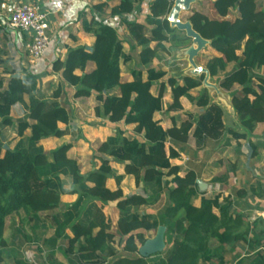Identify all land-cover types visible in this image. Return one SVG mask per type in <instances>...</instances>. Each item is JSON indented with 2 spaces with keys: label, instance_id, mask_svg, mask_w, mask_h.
I'll return each instance as SVG.
<instances>
[{
  "label": "trees",
  "instance_id": "obj_1",
  "mask_svg": "<svg viewBox=\"0 0 264 264\" xmlns=\"http://www.w3.org/2000/svg\"><path fill=\"white\" fill-rule=\"evenodd\" d=\"M143 1L121 0L110 10L109 16L122 19L133 12L135 3ZM172 6L171 0H151L143 25L122 20L135 46L140 48L138 68L131 72L130 82L121 80L120 66L131 62L132 55L124 54V43L113 26L95 21L93 17L88 22L83 21L84 31L94 38L92 51L87 52L84 47L68 49L63 62L56 59L52 63L51 71L61 76L62 85L53 91L50 99L43 96L42 76L28 70H5L9 77L5 88L0 80V138L2 129L15 127L18 140L12 148L0 141V256L6 247L3 239L6 221L13 223L20 218L32 224L30 230L35 236L23 235L21 226L16 229L17 234L28 243L38 242L51 249L58 241L65 242V247L57 249L70 264H150V258L139 257L135 241L142 245L146 240L144 233L156 232L159 226L166 228V249L160 259L151 264H227L223 246L243 242L249 235V253L236 264H264V220L257 218L253 230L245 226L243 216L234 211L238 205L230 197L224 198L222 203L219 196L202 197L195 207L192 199L198 193L196 175L187 172L179 177L178 168L170 164L185 147L199 150L206 140L218 141L224 134L222 109L211 103L208 91L202 87L204 73L195 78L184 76L179 84L174 78L164 80L163 70L151 68L157 54L168 51L167 44L187 46L191 41L170 27L167 17ZM212 8L222 20L192 12L188 22L195 33L209 42L207 49L213 56L204 65L209 77L223 73L218 82L223 91H231L234 86L241 88L242 95L230 96L240 132L228 130V133L234 140L248 143L252 160L258 148L250 141L251 135L256 125L264 123V77L259 75L264 68V9L257 6L256 0H215ZM231 10L235 11V17L229 21L225 18ZM88 63L95 66L91 72H85ZM229 65L232 68L228 71ZM64 88H73V99L94 96L98 104L94 108L96 117L110 124L132 127L133 134L141 137V140L127 138L117 129L102 142L98 153L107 159L101 160L91 175L90 185L82 180L78 164L65 159L66 148L53 153V160L47 161L42 146L68 133L59 127L69 123V114L60 102ZM167 88L171 103L165 107L163 99ZM197 89L199 96L193 99L189 93ZM258 91L263 96H259ZM183 98L202 113L196 118L188 116L178 126L173 121L172 127L164 130L156 115L180 111ZM251 98L260 100L254 103ZM25 99L29 101L27 105ZM16 105H24L25 113L13 120L11 112ZM108 159L122 166L123 175H113ZM124 176L132 177L142 194L123 197L120 183ZM109 178L117 186L114 191L107 188ZM64 179L70 180V188H66ZM249 191L251 199H264V190L259 184L251 186ZM232 195L237 200L247 196L241 188L234 189ZM62 196H77V199L63 211L53 213ZM162 196L165 206L157 216L136 211L156 205ZM113 202L118 211L117 230L126 239L122 247L124 255L114 257L103 255L107 247L105 244L97 247L91 233L95 226L106 232L107 241L112 240L111 223L106 220L102 207ZM253 209L264 212L259 206ZM47 221L53 234L45 239ZM259 225L263 228L257 230ZM36 251L42 253L37 246ZM49 257L50 264H55L53 252ZM107 257H110L108 261ZM15 263L27 264L23 260Z\"/></svg>",
  "mask_w": 264,
  "mask_h": 264
},
{
  "label": "crops",
  "instance_id": "obj_2",
  "mask_svg": "<svg viewBox=\"0 0 264 264\" xmlns=\"http://www.w3.org/2000/svg\"><path fill=\"white\" fill-rule=\"evenodd\" d=\"M120 1L121 0H0V80H2L5 77H7V78L9 77L7 74L4 73L5 70H8V71H10V70L11 71L28 70L32 74L40 75L43 77V79H42L43 87H44V84L53 85V83H54L55 84V88H53V91H54L58 86L62 85L61 76L59 74L52 73V71H51L52 63L54 62V60L59 59L61 62H63L65 60V56H66L68 49H75L77 47H84L85 50L87 48L92 49V46L94 43V38L92 37L91 34H88L84 31V26H83V21L88 22L89 20L92 19V17L94 18L95 21L102 22L103 24L113 26L116 29V31L118 32L119 39L122 40L124 44L127 43V44L132 46V43L130 44L132 39L128 35L127 30L122 23V20H125L128 22H136L138 24L143 25L145 23V15L148 12V7L150 5L151 0H145L142 3H135V7H134L133 12L129 15L123 16L122 19L119 17H110L109 16L110 10L113 7L117 6L120 3ZM256 2H257V6H258L259 1L256 0ZM19 3H21V4L31 3V4L38 5L41 8V10L43 12H45L47 15V22H48L47 36L49 38V47H48L46 54L40 60H38L36 62H30L28 60L26 54H25V46L29 42L28 34L24 33V32H20V31L9 30V29H7V26L5 23V18L8 17V15L12 11L13 7ZM212 3H213V1H212ZM2 5L5 7V9H1ZM195 5H196V3L192 4L190 11L186 12V14H190L189 17L192 15V12H199V13L203 14L204 16H206L208 19L222 20L221 18H219V16L213 10L212 5H211V9H209V10H207L208 8L205 10L196 9ZM96 6H101V7L96 10V8H95ZM262 9H264V8H262ZM182 15H183V13L180 14V16H179L180 21L181 22H187L188 20L182 21V18H181ZM234 17H235V11L231 10L225 19L232 21L234 19ZM134 45H135V43H134ZM167 45H166V48H167ZM154 46H155L154 43L150 44L151 48H153ZM137 49H138V47H137ZM139 51H138V53H139ZM123 52L126 55L130 54V53L125 52L124 48H123ZM159 53H162V52H159ZM159 53L157 54L156 57L159 56ZM203 54H204L205 63H206V61H208L213 56V54L210 53L208 51V49L206 50V53H203ZM203 54L201 56H203ZM155 59H157V58H155ZM205 63H204V65H205ZM229 67L232 68V66L231 65L228 66V71L231 69ZM94 68H95V66L93 63H88L87 67L85 69V72H91L92 70H94ZM120 68H121V66H120ZM151 68H154V67L152 66ZM160 70H162V69H160ZM132 71L133 70H131L129 72V78L125 79L123 81L130 82L132 80V77H131ZM263 72H264V68H262L259 71V75H261L262 77H264L262 74ZM222 75H223V73H220L217 77H214V78L218 79L220 81L222 78ZM219 76H221V77L218 78ZM214 78L209 77L208 79H214ZM181 83H182V81H181ZM181 83H179V84H181ZM3 87L5 88L6 84L3 83ZM202 87L205 88L203 86V84H202ZM43 89H42V92H43ZM221 91H223V90H221ZM235 91H236V88L234 86L233 89L229 92H235ZM69 92H70L69 97L72 98L73 88H64V94L60 98V102L64 105L68 114H69V108H70L69 107V100H68ZM193 93H197V97L199 96V90L198 89L190 91V93H189L193 99H196L197 97H195L193 95ZM208 93H209V91H208ZM166 94H167V90H166ZM166 94H165V96H166ZM169 94H170V98H171L170 89H169ZM66 98H67V101H66ZM183 99L185 101L187 100L189 105H191L190 107L195 109V110H191L193 112H191V111L186 112V111L181 109L180 111H177V112H162L160 114H157L156 120H158L160 122V125L162 126V128L164 130L170 129L172 127L173 121L178 126L181 122H184L185 120H187L188 116H192L193 118H196L200 113H202V110L199 109L198 107H196L188 99H186V98H183ZM73 100H79L80 102H83L86 105H92L93 108H95L98 105L94 99V96H91L89 98H84V99H73ZM24 101H25V104L27 105V99H25ZM163 102H164V100H163ZM170 103H168V105H167L164 102V106L167 107L170 105ZM211 103L217 105L218 107H220L222 109V113H223L222 119H223V124H224L223 136L218 141L206 140L204 145L199 150H196L195 148L194 149H188L185 147L184 149L179 151L178 159L170 161L171 166H175L178 168V176L179 177H183L187 172H193L196 175L198 193L192 199V204L195 207L199 206L200 199L202 197H204L206 199H213L215 196H219V203H222V200L224 198L230 197L231 200L233 202H235V204L238 205V206L235 205L236 206L234 208L235 213L240 214L241 216H243V212H246L243 210H249L248 206L245 208L244 207L242 208L243 204H241L242 203L241 201H243V202L247 201L248 204L253 203V206H259L261 208H264V199L263 200H259V199L253 200L249 197L250 196L249 190H250L251 186L258 187V184H259V186H262V188L264 190V136L261 135L262 133L264 134V123L256 125L255 130L252 133L251 139H250L252 144L256 145L258 148L257 149V156L254 159H252V160L250 159L249 161H247L246 165L244 167H241L240 165H238V162L240 160H242L243 158H246V159L248 158V156H247L248 155V147L247 146H249V145L244 140L236 141L230 136V134L228 133V130H234V129L233 128H227L225 126V115H226V113H225L223 107L220 106L217 102L211 101ZM16 106L12 108L11 117H12V113H13L14 109L16 108ZM18 106H21L23 112L25 113V106L24 105H18ZM229 107H230L229 109H231L230 105H229ZM231 111H232V109H231ZM24 113H23V115H24ZM171 113H173V114H171ZM195 113H196V115H195ZM70 121H71V118L69 116L68 125L67 126L59 125V127L61 128V126H62L61 129H66L68 132ZM104 121L110 125V123H108L107 120L104 119ZM118 124H120V123H118ZM118 124H115V125H118ZM124 129L130 130L132 132V127L124 126ZM120 130L123 131V129H121V128H120ZM68 133H67V135H68ZM2 134H3V131H2ZM112 136H109V137H112ZM124 136L127 137L125 135V133H124ZM1 137H2V135H1ZM13 138H16L15 132H14ZM127 138H131V137H127ZM17 140L18 139H16L15 143L17 142ZM5 145H7V144H5ZM221 146L224 148V151L222 154L217 153L219 147H220V149H222ZM210 162L216 163L217 167H214L213 169L210 170L209 169L210 168ZM226 165L228 166V170L226 168ZM121 170H122V174H117L115 176L123 175L122 166H121ZM125 178L126 179L131 178L132 181L134 182L133 178L130 176H124L123 180ZM221 179H223V181ZM170 180H171V178H167V181H170ZM217 180L220 182H215ZM113 182H114V180H113ZM172 186L173 185L170 184L169 188H171ZM116 187L117 186H116L115 182H114L113 188H110V186H108V183H107V188L111 191H114L116 189ZM236 188L237 189H240V188L244 189L246 191L247 196L241 200L234 199L232 192ZM120 189L122 191V183H121ZM62 197H64V196H62ZM76 199H77V196H76ZM161 199H163V201H164V204H163V208H164L165 197L162 196ZM161 199L159 200L158 203H160ZM107 205H110V206L112 205V207L114 209V210H112L113 215L112 214H105L104 207H102V212H103L106 220L110 221L111 227H112V226L116 225L117 219H118V211L116 209V202L108 203ZM140 208H145V207H140ZM140 208H138V209H140ZM138 209L136 210L137 212L142 213V214H147V213H144L142 211H139ZM250 210L253 211L257 217L264 219V212H259V211H257V209L256 210L250 209ZM53 213H57V211L53 212ZM214 213L216 215H218V212L216 210H214ZM158 214H159V212H158ZM158 214L156 213L155 215H152V214H149V215L157 216ZM244 218L245 217H243V219ZM42 219H43V217L41 218V220ZM6 223H7V221H6ZM46 223L47 222H45V225H46ZM11 225L13 226V223ZM17 227H18V225H17ZM14 232H16V230ZM22 233H23V235H31V234H25L23 231H22ZM147 233H149V232H147ZM109 234H110V231H109ZM18 235H20V234H18ZM67 235L71 236L70 232H67ZM15 236L16 235L13 234L11 236L12 239H10V242H12L13 245L15 244L14 242H16ZM22 238L24 240V243H28L25 241L24 237H22ZM44 238L47 239L49 237L45 236ZM59 242L60 241L57 242L54 250H56L58 247H60V246H58ZM241 243L242 242H240V244ZM240 244L231 243V244H229L230 248H226L225 247L226 245L223 246L225 252L229 251L224 256V261L226 263H227V257H226L227 254L229 256L231 254H233V256H232L233 261H234L233 264H236V262L240 258L243 257V256H238L236 254L237 252H240V250H241ZM15 245H14L16 247L15 251H17L20 246H19V244L18 245L15 244ZM8 246L9 245L6 242V247L2 250L6 252V249ZM63 246H64V244L62 245V247ZM136 246H137V244H136ZM137 248H139V247L137 246ZM54 250H51V251L53 252ZM67 263L70 264L69 261Z\"/></svg>",
  "mask_w": 264,
  "mask_h": 264
},
{
  "label": "rangeland",
  "instance_id": "obj_3",
  "mask_svg": "<svg viewBox=\"0 0 264 264\" xmlns=\"http://www.w3.org/2000/svg\"><path fill=\"white\" fill-rule=\"evenodd\" d=\"M213 0H199L196 2L195 8L199 10H209L211 9ZM258 7L264 8V0H258ZM198 4V5H197ZM190 14L183 13L182 15V21H187ZM184 34V32H182ZM182 36V34L180 35ZM202 38V37H201ZM203 39V38H202ZM205 40V39H203ZM132 46L125 43L123 48L125 52L130 53L133 57V60L126 64L122 65L120 68V74H121V80H125L129 78V72L131 70H135L138 68L137 63V53L140 50V48L137 49V47L134 45V43L131 41ZM196 48V44L191 40L190 43L187 46H179V45H167V50L164 53H159V56L156 57L157 59L153 60L151 63V67L153 66L155 69H162L166 73L167 78H174L177 80V82L181 83V80L184 76H190V77H197V75L200 73L195 70V68H201L204 69V54L206 53L207 48H204L203 50H200L197 55H192L191 50ZM203 54V56H201ZM195 67V68H194ZM231 68V67H229ZM264 76V72L262 73ZM261 76V75H260ZM219 76L218 78H220ZM7 77L3 78L4 84H6ZM218 79H208L204 78L203 80V86L209 91L210 99L212 102H217L220 106L223 107L226 115H225V126L227 128H233L234 130L240 132V128L238 127V120L234 112L229 109L230 105V96L231 94L237 93L238 95H242L241 88L236 87L235 92H229L227 91H221L218 88ZM44 88V89H43ZM53 88H55V84H44L41 85V89H43V96L46 99L51 98V94L53 92ZM257 91V90H256ZM259 96H263L259 91ZM67 95V94H66ZM195 97H197V93H193ZM70 96V92L68 94V97ZM264 97V96H263ZM254 103H258L260 99H253L251 98ZM69 100V116L71 118L69 129H68V135L62 138L58 139H52L49 142H44L42 144L43 149L45 151V157L47 161L53 160V153L56 151L66 148L64 152V157L66 160L72 162H76L79 167L80 174L82 176V180L90 185L91 182V175L97 170L99 167L101 160L107 159L106 157L102 156L98 153V147L100 144L109 136L114 135L115 131L117 129H123L125 135L127 137H136L138 140H141L140 136H135L130 130H125L122 123L115 125V124H107L103 118H98L95 116L94 108L92 105H86L83 102H80L79 100H73L72 98H68ZM165 104L168 105V103L171 102L170 94H169V88H167V94L164 97ZM67 101V98H66ZM181 109L189 112L191 110H195L191 108L187 100L181 99ZM29 103L27 99V104ZM92 104V103H91ZM228 110V111H227ZM193 112V111H191ZM23 110L21 106H16L12 113L13 120H16L17 118H20L23 115ZM173 114V113H171ZM194 114V113H193ZM196 115V113H195ZM62 128V126H61ZM3 134L0 139L1 143L7 144L10 148L13 147L15 144L16 138H13L15 127L12 128H4L2 129ZM261 135L264 136L262 133ZM13 138V139H12ZM222 149H218L217 153L222 154L224 151V148L221 146ZM248 156V155H247ZM113 167V175L122 174L121 165L114 163L111 159H108ZM250 159L243 158L238 162V165L241 167H244L246 165V162ZM214 167H217V164L214 162H210V170ZM226 168L228 170V166L226 165ZM115 182V181H114ZM114 182L112 178H109L107 181L108 186L110 188L114 187ZM64 183L66 185V188H70V180L64 179ZM122 183V193L123 197H126L131 194H142V190L140 187H136L132 179H124L121 181ZM120 183V186H121ZM117 188V187H116ZM76 199V196H64L60 197L57 207L53 211H63L67 206H69L71 203H73ZM243 204L242 208L249 206V210L253 209V203H249L247 201H241ZM99 206L100 203H97ZM164 201L161 199L160 203H157L156 205L152 207H145L138 209L139 211H142L147 214L155 215L156 213L161 211L163 208ZM252 206V207H251ZM104 211L105 214H112L113 207L112 205H105ZM249 210H243L246 212H243L244 218V225L249 226L250 229L253 230V225L256 223V219L260 218L257 217L256 214H254L253 211ZM113 215V214H112ZM24 217V214H22V218ZM264 220V219H263ZM14 223V222H13ZM11 221L7 220L6 223V230L3 234V238L9 245L5 251H1L2 256H0V264H16V260H24L27 264H50L51 258L49 257L50 252H52L51 248H48L47 246L38 243H24L23 236L18 235L16 232H14L18 227H22V231L25 234H31L32 237L35 236V234L30 230V222H27V220H20V218H16L15 223L13 226L11 225ZM47 227V233L46 237H51L53 234V229L51 228L50 221L46 223L45 225ZM264 227V226H263ZM261 225L257 226V230L263 228ZM32 232V233H31ZM92 237L95 239L97 247L101 246L102 244H105L107 247V253H104L103 255L106 256V254H109L110 256H120L124 255L122 251V247L124 244V241L126 240L123 238L120 233L118 232L116 225L112 226L110 228V235L112 237L111 241H107L106 239V232H103L96 228L95 226L91 228ZM156 232H149L144 233V237L146 240L151 239L155 236ZM16 235V242L15 244H19V248L17 251H15V246L12 242H10V239H12V235ZM165 238V237H164ZM250 238L249 236H245L243 239V242L240 244V252H237L236 254L238 256L246 257L249 253L248 244L247 241ZM12 243V244H11ZM213 246L215 247L216 244L214 242ZM66 246L65 242L60 241L58 246ZM135 244H137L138 247L141 245L135 241ZM36 246L39 247L42 250V253L39 254L36 251ZM41 246V247H40ZM226 248H230L229 245L225 246ZM169 248V247H168ZM229 250V249H228ZM227 251V250H226ZM15 252V253H14ZM229 252V251H227ZM226 252V253H227ZM102 255V256H103ZM162 256V253L160 255L150 257L149 263L151 264L154 262V260L160 259ZM225 256V255H224ZM233 254L230 256L227 254V263L233 264ZM242 257V258H243ZM110 257H107L106 260L108 261ZM232 258V259H231ZM53 261L55 264H68V259L60 252L58 249L53 251Z\"/></svg>",
  "mask_w": 264,
  "mask_h": 264
},
{
  "label": "built area",
  "instance_id": "obj_4",
  "mask_svg": "<svg viewBox=\"0 0 264 264\" xmlns=\"http://www.w3.org/2000/svg\"><path fill=\"white\" fill-rule=\"evenodd\" d=\"M1 9L5 7L2 5ZM5 23L9 30L28 34L25 54L30 62H36L46 54L49 47L47 15L38 5L16 4L5 18Z\"/></svg>",
  "mask_w": 264,
  "mask_h": 264
},
{
  "label": "water",
  "instance_id": "obj_5",
  "mask_svg": "<svg viewBox=\"0 0 264 264\" xmlns=\"http://www.w3.org/2000/svg\"><path fill=\"white\" fill-rule=\"evenodd\" d=\"M171 1L173 2V6L167 17V21L169 22L171 28H175L180 32H184L185 36L190 38L196 44V48L191 50V54L197 55V53L200 50L207 48L209 42L207 40H203L199 34L195 33L192 30L191 24L188 21L181 22L179 16L182 13L189 12L192 4L196 3L199 0H171ZM86 51L91 52L92 49L87 48ZM195 70L200 72L199 74L204 73L205 78H209V75L205 69L195 68ZM14 77L17 78L18 76L14 75ZM247 147H248V159H250L251 149L249 146ZM165 232H166V228L164 226H159L156 230L155 236L151 239L145 240V242L137 249V253L139 257L148 259L150 257L163 253L166 249V243L164 238Z\"/></svg>",
  "mask_w": 264,
  "mask_h": 264
}]
</instances>
